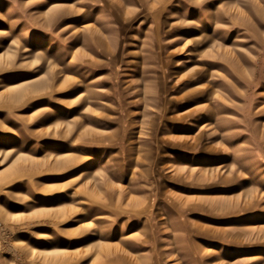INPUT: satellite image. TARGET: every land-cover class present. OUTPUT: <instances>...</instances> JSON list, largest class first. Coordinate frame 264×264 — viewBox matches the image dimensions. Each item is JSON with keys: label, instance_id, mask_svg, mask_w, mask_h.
<instances>
[{"label": "rangeland", "instance_id": "obj_1", "mask_svg": "<svg viewBox=\"0 0 264 264\" xmlns=\"http://www.w3.org/2000/svg\"><path fill=\"white\" fill-rule=\"evenodd\" d=\"M0 264H264V0H0Z\"/></svg>", "mask_w": 264, "mask_h": 264}, {"label": "bare ground", "instance_id": "obj_2", "mask_svg": "<svg viewBox=\"0 0 264 264\" xmlns=\"http://www.w3.org/2000/svg\"><path fill=\"white\" fill-rule=\"evenodd\" d=\"M36 249V248H35Z\"/></svg>", "mask_w": 264, "mask_h": 264}]
</instances>
